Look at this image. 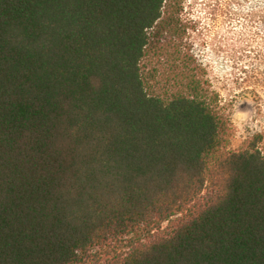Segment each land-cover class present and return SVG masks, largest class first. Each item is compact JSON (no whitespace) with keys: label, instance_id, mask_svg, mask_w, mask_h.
<instances>
[{"label":"trees","instance_id":"16d2710c","mask_svg":"<svg viewBox=\"0 0 264 264\" xmlns=\"http://www.w3.org/2000/svg\"><path fill=\"white\" fill-rule=\"evenodd\" d=\"M179 0H0V264H264V152L177 43Z\"/></svg>","mask_w":264,"mask_h":264},{"label":"rangeland","instance_id":"374dc122","mask_svg":"<svg viewBox=\"0 0 264 264\" xmlns=\"http://www.w3.org/2000/svg\"><path fill=\"white\" fill-rule=\"evenodd\" d=\"M177 43L191 53L229 119L228 151L262 136L264 0H179Z\"/></svg>","mask_w":264,"mask_h":264}]
</instances>
